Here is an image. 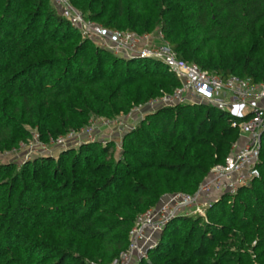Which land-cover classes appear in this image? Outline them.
Returning <instances> with one entry per match:
<instances>
[{"label": "trees", "instance_id": "16d2710c", "mask_svg": "<svg viewBox=\"0 0 264 264\" xmlns=\"http://www.w3.org/2000/svg\"><path fill=\"white\" fill-rule=\"evenodd\" d=\"M109 30L162 32L177 56L223 78L264 82V0H70ZM162 62L85 39L49 0H0V153L76 131L172 92ZM212 104L161 107L115 140L0 163V264H110L138 216L169 193L194 194L240 137ZM236 123L237 125H234ZM260 176L163 229L138 264H264Z\"/></svg>", "mask_w": 264, "mask_h": 264}, {"label": "built area", "instance_id": "2783aa9c", "mask_svg": "<svg viewBox=\"0 0 264 264\" xmlns=\"http://www.w3.org/2000/svg\"><path fill=\"white\" fill-rule=\"evenodd\" d=\"M52 1L59 6V14L67 18L83 38L117 56L160 61L176 75L180 86L145 103L135 104L127 113L116 118L92 119L89 125L59 136L50 145L40 142L38 133L34 131L30 143L40 145L46 151L44 153L52 154L53 150L60 151L83 142L99 140L104 143L107 140L100 139L95 134L99 121L106 124L121 122L122 130L131 127L127 123L141 120L158 108L178 104H212L233 116L245 118L238 124L240 137L232 145L225 162L211 169L194 194H165L155 207L138 216L131 232L128 250L110 263L138 264L139 260L147 257L148 250L156 245H152L156 236L174 218L181 215L206 216V209L223 195H235L241 187L249 185L254 178L260 176L258 163L264 133V82L253 83L235 75L223 78L202 69L194 62L180 59L162 32L139 34L109 30L88 19L70 0Z\"/></svg>", "mask_w": 264, "mask_h": 264}, {"label": "rangeland", "instance_id": "374dc122", "mask_svg": "<svg viewBox=\"0 0 264 264\" xmlns=\"http://www.w3.org/2000/svg\"><path fill=\"white\" fill-rule=\"evenodd\" d=\"M49 1L51 5L55 8V10L59 13L60 11L59 6L56 5L54 1L52 0H49ZM139 120L127 123V125L131 127L122 129V130L120 129L122 127L121 124H123L121 122L119 123L113 122V123L106 124V123H102L101 121H99V124H97L96 129H95V134L97 135L98 138L103 139V140H110V139L115 140L116 146H117L115 154H119L121 150V140L124 134L132 130L136 126V124L139 122ZM44 152L46 151H44L43 148L40 147V145H38L35 142H31L29 144H26L25 146H22V148L19 150L0 153V163L16 162L18 164H22L23 161L34 158L35 156L43 155ZM52 152H53L52 154L55 156L59 154V150H53ZM159 237H160V234L156 236L154 243L152 245L156 244Z\"/></svg>", "mask_w": 264, "mask_h": 264}]
</instances>
